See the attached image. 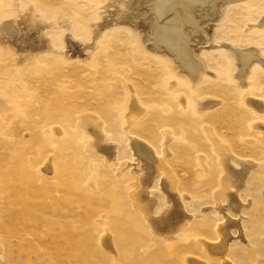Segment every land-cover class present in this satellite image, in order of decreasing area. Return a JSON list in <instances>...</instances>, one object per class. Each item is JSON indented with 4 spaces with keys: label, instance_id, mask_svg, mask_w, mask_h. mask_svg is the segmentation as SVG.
<instances>
[{
    "label": "rangeland",
    "instance_id": "374dc122",
    "mask_svg": "<svg viewBox=\"0 0 264 264\" xmlns=\"http://www.w3.org/2000/svg\"><path fill=\"white\" fill-rule=\"evenodd\" d=\"M224 4L187 11L188 48L208 66L191 85L144 46L148 0H0L13 21L0 34V264H264V63L244 85L232 73L233 48L264 57V0ZM220 145L254 162L231 192H216ZM174 197L187 222L170 236L158 218Z\"/></svg>",
    "mask_w": 264,
    "mask_h": 264
},
{
    "label": "bare ground",
    "instance_id": "6f19581e",
    "mask_svg": "<svg viewBox=\"0 0 264 264\" xmlns=\"http://www.w3.org/2000/svg\"><path fill=\"white\" fill-rule=\"evenodd\" d=\"M235 1H239V0H221L222 4L219 5V4H217L213 0H148L149 5H150L149 14H147L143 18L140 17L139 21L137 20L138 22H136V25H137L138 29H140L139 32L143 36L142 39H143L144 46L147 47L149 49V51L150 50L151 51L156 50V51L159 52V51H163L164 50V53L175 64L178 72L181 73V74H183L184 78H186L190 82L191 85H194V84H196L197 82H199L201 80L204 81L202 74L207 69L208 66H207V64L204 61H202L198 57V55L194 51L195 49H193L190 52V50L188 48V43H187L186 39H188L189 37L187 36V33H186L187 31L185 32L184 27L185 26H188V25H191L192 23L194 25H196L197 22H196V24L194 23L192 16H190V17H192V19L189 20L190 18H189V16H187V15H189L187 13V11L189 12V9L191 8V6H194V7L195 6H199L200 8L201 7L203 8V6H205V5H210V6H212L214 8V10L215 9L218 10L224 3H226V2L227 3L228 2L229 3L230 2L233 3ZM148 10L147 9L145 10L146 13H147ZM184 20H187V21H185L186 23H184ZM22 21H24L25 24H26L25 18H23ZM11 22H13V21L6 20V21H2L0 23V34H2L1 28H3L2 29L3 30V33H5L6 31H8V30L11 29V25H10ZM256 23H257V25H259V27H263L264 28V17L260 18V20L258 22H256ZM8 25H10L9 26L10 28H8V30H6V28H5L6 31L4 32V27H7ZM12 27H14V26H12ZM194 27H192L193 30H194ZM196 27H198V26H196ZM14 30H15V28H14ZM151 38H152V42L150 43L148 41ZM240 46L241 47L233 48V60H234L235 66L232 69V73H233L235 79L237 80L238 84L244 85V83L248 79L247 74H248V72H249L250 67L252 66V64L255 63V62H257V61H259L261 64H263L264 63V57L259 53L257 47H255L253 45H244V44H242ZM210 103H213V102H210ZM248 103L257 112H258V108L259 109H262V107H263V104L260 101L250 100V102L248 101ZM137 110H138L137 107H135V106H132L131 107V112L126 116V119H127L128 122H131V121L134 120L135 115H136L135 113H137ZM209 120H210V117H209ZM130 139H131V136H129V142H130ZM133 139H134V137H133ZM147 144H145V145H147ZM148 145H150V144H148ZM133 146L134 147H132V148H135V151L136 152L134 153L133 149H131V150L133 151L134 156L136 157L137 160H139V162L141 161L139 159V157L141 159L142 158H145V157H147V159L151 158L150 155H149V151H148L147 147L144 146V144L141 147H140V144L139 143H136ZM219 148H221V152L224 155V156L221 155V159L219 160L220 161V164H221V166H223V165H225L226 167L228 166V169L227 168L224 169L223 167H225V166L222 167L223 170H224V172H223V175L221 176V179L225 181L226 186H222L221 185L220 188L218 190H216V192H219L221 190H225L228 187H231V190H232V187L234 186V183H235V182L233 183V180H235L236 182H239L241 185H243L244 184V177H245V175H246L249 167L251 165H254V162L251 161V160H242V162L239 161L237 163V165H236V166H239V167H236L235 166L236 163L233 164V163L230 162L231 160H235V159H230L232 156L231 157L229 156V154H228L229 152H227L225 150L226 147L224 148V147H222L220 145ZM154 152H155V149H154ZM162 152H163L164 157L162 158V157H158L157 156L159 158L158 159L159 162L156 161V163H155V164H157V162H158L159 166L163 165L164 160H165V157H167L170 154L167 151V149H166V141L164 142ZM155 155H157L156 152H155ZM154 159H156V158H154ZM142 163L143 162H141V164ZM151 163H153V162H151ZM144 164H146V163H144ZM202 164L204 166V163H202ZM142 165L138 169L139 175L140 176H142V175L144 176L145 175L146 176V179L148 180V182H150L151 179H153L154 176L153 175H149L148 176L147 175L148 172L147 173H144V171H143L144 168H143ZM150 166H151V164H150ZM154 169H155V167H154ZM227 170H229L230 173ZM154 171H156V170H154ZM163 173H164V171H163ZM169 175H170V173H169ZM228 176L230 178H228ZM165 177H167V176H165ZM161 179L160 180L163 183L162 184V189H164V192H165V191H167V188L168 187L170 188V186H168V185H171V183L168 182L169 183L168 184L167 182H165L166 180L164 181V179L162 177H161ZM167 180H169V178H167ZM222 183H223V181H222ZM240 184L238 186L241 187ZM171 186H173V185H171ZM235 189H236V187H235ZM235 189H234V191H235ZM229 192H231L230 189H229ZM171 193H172V191H171ZM224 193H226V191ZM149 196L150 195H148V199H149L148 201L145 199V197L142 198V199H140L143 196H135V203L137 204V206H141V208H142L143 204H149V208L151 209V207H152V205L154 203V200L151 199ZM168 197L171 198V199H173V196H168ZM175 197H174V200L173 201H170V199H169V201H168L169 205H168L167 209L162 212V214H164L166 211H169L171 207L173 209H175V207L176 208L178 207L179 203L176 204V201L178 202V200H177V198L175 199ZM238 205H239V203H238ZM146 207H148V205L147 206L144 205L143 208L146 209ZM180 209L177 208L176 210H172L169 213L167 212L169 214V216L167 215L166 217L163 216V217L158 218L159 223H161L163 225L166 224V227H167V231L166 232H167L168 235L170 234V236L174 232L173 231V228L175 229L174 226H178L179 227V226H181V224L184 221L187 222V219L184 220L187 217H184L183 216L186 213L185 214H182V216L184 217V219H178V217L181 215L180 214ZM182 216H181V218H183ZM223 227H221V229H224ZM221 237H222V235H221ZM225 240L226 239H224L223 241L225 242ZM208 242L206 241L207 244H208ZM106 243H107V241H106ZM215 243L216 242H214V245H212L213 244L212 243L211 246L209 247V249L212 250V251L214 250L217 253V252H219L221 250V247L222 246L220 245L221 242L219 243V245L218 244L215 245ZM106 247H108L107 244H106ZM109 248L111 249V247H109ZM221 255H219V256H221Z\"/></svg>",
    "mask_w": 264,
    "mask_h": 264
}]
</instances>
